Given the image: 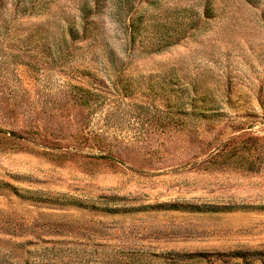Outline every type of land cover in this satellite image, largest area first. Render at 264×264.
I'll list each match as a JSON object with an SVG mask.
<instances>
[{
	"label": "rangeland",
	"instance_id": "374dc122",
	"mask_svg": "<svg viewBox=\"0 0 264 264\" xmlns=\"http://www.w3.org/2000/svg\"><path fill=\"white\" fill-rule=\"evenodd\" d=\"M259 250L264 0H0V264Z\"/></svg>",
	"mask_w": 264,
	"mask_h": 264
},
{
	"label": "trees",
	"instance_id": "16d2710c",
	"mask_svg": "<svg viewBox=\"0 0 264 264\" xmlns=\"http://www.w3.org/2000/svg\"><path fill=\"white\" fill-rule=\"evenodd\" d=\"M255 255V256H257V258L259 259V260H261V262H260V264H264V250H259V251H255V252H253V253H251V255ZM240 257H242V258H244V259H246V254H238ZM63 258V255H60V256H57V257H55L54 258V260L51 262V263H49V264H60V262H63L61 259ZM59 260V261H58ZM22 263L23 264H29V262H28V258H23L22 259ZM132 264H133V261H132ZM138 264H140V263H138Z\"/></svg>",
	"mask_w": 264,
	"mask_h": 264
}]
</instances>
